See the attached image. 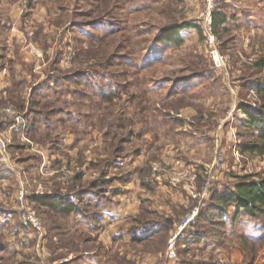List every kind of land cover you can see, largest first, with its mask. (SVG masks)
I'll return each mask as SVG.
<instances>
[{
    "label": "rangeland",
    "instance_id": "374dc122",
    "mask_svg": "<svg viewBox=\"0 0 264 264\" xmlns=\"http://www.w3.org/2000/svg\"><path fill=\"white\" fill-rule=\"evenodd\" d=\"M263 79L264 0H0V264H264Z\"/></svg>",
    "mask_w": 264,
    "mask_h": 264
},
{
    "label": "trees",
    "instance_id": "16d2710c",
    "mask_svg": "<svg viewBox=\"0 0 264 264\" xmlns=\"http://www.w3.org/2000/svg\"><path fill=\"white\" fill-rule=\"evenodd\" d=\"M227 24V17L223 13H215L213 16L212 27L217 30ZM195 28L190 23L170 28L168 32L169 42H181V33L186 29ZM258 92L264 94V79L258 86ZM245 127L254 129L258 134L257 145H246L244 151H259L264 153V107L252 109L247 106L242 107ZM223 203L228 202L234 205L236 214L244 213L251 219H258L264 216V179L258 182L237 184L236 190L228 194H220L216 197ZM43 200V199H42ZM51 209L60 211L63 215H70L75 211V204L70 200L50 199L44 203ZM224 209V208H223Z\"/></svg>",
    "mask_w": 264,
    "mask_h": 264
},
{
    "label": "built area",
    "instance_id": "2783aa9c",
    "mask_svg": "<svg viewBox=\"0 0 264 264\" xmlns=\"http://www.w3.org/2000/svg\"><path fill=\"white\" fill-rule=\"evenodd\" d=\"M205 24H206V31H207V34H208V37H209V40L212 43H214V40H215V37L213 35V27H212V14L209 10V12L206 13V21H205ZM215 63H217L218 65L221 64V60L219 59V56L218 55H215Z\"/></svg>",
    "mask_w": 264,
    "mask_h": 264
}]
</instances>
